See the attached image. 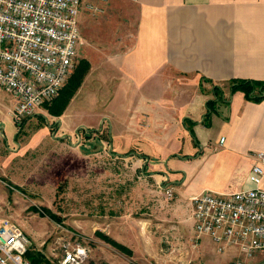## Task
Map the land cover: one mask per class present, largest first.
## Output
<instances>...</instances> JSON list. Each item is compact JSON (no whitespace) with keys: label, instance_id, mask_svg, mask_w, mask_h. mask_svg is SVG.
<instances>
[{"label":"crops","instance_id":"crops-1","mask_svg":"<svg viewBox=\"0 0 264 264\" xmlns=\"http://www.w3.org/2000/svg\"><path fill=\"white\" fill-rule=\"evenodd\" d=\"M111 1L116 10L98 20L82 5L78 17L77 64L87 61L89 69L75 94L98 84L101 97L92 94L96 103L78 109L72 97L54 133H105L115 156L99 165L129 166L131 191L154 198L168 214L167 187L174 212L192 213L191 198L203 190L255 186L250 174L264 152V98L224 92L210 115L206 103L213 83L264 80V0ZM247 262L264 264V250Z\"/></svg>","mask_w":264,"mask_h":264},{"label":"rangeland","instance_id":"rangeland-1","mask_svg":"<svg viewBox=\"0 0 264 264\" xmlns=\"http://www.w3.org/2000/svg\"><path fill=\"white\" fill-rule=\"evenodd\" d=\"M112 4L111 0H81L83 12L94 20L116 10ZM77 57L72 73L79 64ZM214 85L222 84L213 83L212 94ZM222 86V94H232V84ZM85 87L82 92L88 94H74V109L94 103L92 94L101 97L98 84ZM14 100L11 92L0 87V219H10L26 232L31 241L27 252L43 255L38 264H61L66 246L76 244L87 247V264L247 260L236 246L219 251L210 235L196 238L192 213L174 212V194L164 196L171 209L169 214L162 212L153 204L154 198L131 191L132 184L126 181L129 166L108 161L99 165L115 156L105 133L87 134L80 128L71 138L58 137L54 132L60 115L46 107L53 100L20 120L13 115Z\"/></svg>","mask_w":264,"mask_h":264},{"label":"built area","instance_id":"built-area-1","mask_svg":"<svg viewBox=\"0 0 264 264\" xmlns=\"http://www.w3.org/2000/svg\"><path fill=\"white\" fill-rule=\"evenodd\" d=\"M80 10L81 0H0V87L15 97V119L52 101L72 73L82 43ZM256 159L250 174L255 186L203 190L191 198L196 238L210 235L219 251L236 246L247 260L264 250V152ZM165 193L174 194L170 187ZM30 243L18 224L0 219V264H33L26 257ZM88 258L85 245H68L60 263L87 264Z\"/></svg>","mask_w":264,"mask_h":264},{"label":"trees","instance_id":"trees-1","mask_svg":"<svg viewBox=\"0 0 264 264\" xmlns=\"http://www.w3.org/2000/svg\"><path fill=\"white\" fill-rule=\"evenodd\" d=\"M89 69V64L87 61H81L77 67L75 68L72 75L69 77L67 83L62 88L60 94L50 103L47 104L46 107L48 108L49 112L54 115H61L66 107L68 106L70 100L78 90L79 86L81 85L83 78L86 74V72ZM202 80L211 81L210 79L206 77H202ZM231 86V93L240 90L245 93V96L249 99L254 100H262L264 98V80H255V79H245V78H238L233 79L230 81ZM213 92L215 97L208 100L207 105V113L206 115H210L212 111L215 109V105L219 100H223V94L221 91V87L218 85L213 86ZM186 122H189L191 120L185 119ZM192 121L191 125L188 123V128L191 131V134L194 135V130L192 128ZM55 217V215H54ZM113 244L117 245L118 247L125 249V247L118 242H115L113 240H110ZM34 253V254H33ZM30 252L28 251L26 253V257L32 261L33 264H38L43 257V255L38 252Z\"/></svg>","mask_w":264,"mask_h":264}]
</instances>
